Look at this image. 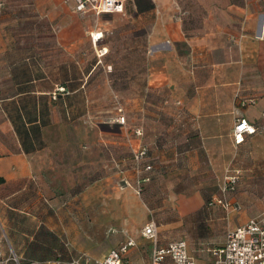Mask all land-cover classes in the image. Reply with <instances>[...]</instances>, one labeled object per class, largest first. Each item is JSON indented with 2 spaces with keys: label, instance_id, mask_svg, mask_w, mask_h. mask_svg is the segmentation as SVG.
<instances>
[{
  "label": "crops",
  "instance_id": "crops-1",
  "mask_svg": "<svg viewBox=\"0 0 264 264\" xmlns=\"http://www.w3.org/2000/svg\"><path fill=\"white\" fill-rule=\"evenodd\" d=\"M122 1L124 13L100 16L73 0H29L24 13L0 2V226L21 258L48 232L65 255L93 259L134 239L123 264H151L149 186L171 174L179 144L198 143L217 174L264 175V0ZM240 118L256 132L237 144ZM142 145L154 171L139 193ZM203 205L196 195L178 209ZM214 248L189 251L210 261Z\"/></svg>",
  "mask_w": 264,
  "mask_h": 264
},
{
  "label": "rangeland",
  "instance_id": "rangeland-1",
  "mask_svg": "<svg viewBox=\"0 0 264 264\" xmlns=\"http://www.w3.org/2000/svg\"><path fill=\"white\" fill-rule=\"evenodd\" d=\"M7 1L6 6L11 5L19 13H24L29 0H0ZM10 2L12 4H10ZM129 7V4H128ZM45 28V27H44ZM119 107L118 113L120 114ZM123 109V108H122ZM124 110V109H123ZM125 115V111L123 113ZM126 117V116H125ZM127 120V119H126ZM199 144L189 141L177 145V150L182 155L173 166L171 174L164 181H158L155 184H149L150 193L153 196L156 213H152V221L159 227L161 243L164 245L173 241L186 240L193 255L201 256L214 247L225 243L227 232L240 225L237 218L241 214H258L264 211V175L248 174L244 169H234L227 174H217L212 167L210 159L205 153L199 151ZM195 150L199 151L202 158L199 161V169H196L194 160ZM172 166V165H171ZM237 175L239 183L235 191L223 192L225 178L227 175ZM199 195L204 205L200 211L190 215L182 216L179 213L181 203H188ZM193 197V198H192ZM226 199L232 202V205L240 206V214H234L239 211H226L219 206H209L213 199ZM260 213V212H259ZM54 238L45 236L43 238V249H46V255L40 251L27 250L26 257L17 256L11 250L9 239L3 234L0 226V262L12 259L9 264H15L14 259L18 258L21 262H37L43 257L49 260L51 264L58 262L70 263L78 259L80 255H65L62 247L57 244ZM58 250L59 253L53 251Z\"/></svg>",
  "mask_w": 264,
  "mask_h": 264
},
{
  "label": "built area",
  "instance_id": "built-area-1",
  "mask_svg": "<svg viewBox=\"0 0 264 264\" xmlns=\"http://www.w3.org/2000/svg\"><path fill=\"white\" fill-rule=\"evenodd\" d=\"M77 13H95L97 16L105 13L121 14L125 12V4L122 0H73ZM94 42H99L104 38L103 33L93 35ZM106 52L102 51L104 55ZM247 103L244 102L243 105ZM124 110L120 109V115L116 119L122 125L127 124ZM256 129L243 118L236 122L234 137L237 144L244 142L247 134H254ZM134 135L143 137L144 131L140 128L134 130ZM149 148L145 145L135 149L132 159L136 165L139 175L138 192L141 193L142 187L152 180L154 165L149 162ZM239 183L237 175H227L225 178L223 192L235 191ZM210 206H219L226 211H239L240 206L232 205L226 199L215 198ZM143 236L151 240L153 244L151 264H264V213L250 219L247 223L232 228L227 232L226 241L223 245L212 250V260L200 261L194 258L189 251L186 240H178L163 245L160 239L159 227L151 221L143 230ZM137 246L134 239H129L122 243L118 248L111 250L103 259H93L89 255H82L70 263L58 262L56 264H123L125 256L132 248ZM13 252V250H12ZM1 254V251H0ZM12 259L1 261L0 264H9ZM15 264H37L35 261L21 262L18 258L14 259Z\"/></svg>",
  "mask_w": 264,
  "mask_h": 264
},
{
  "label": "trees",
  "instance_id": "trees-1",
  "mask_svg": "<svg viewBox=\"0 0 264 264\" xmlns=\"http://www.w3.org/2000/svg\"><path fill=\"white\" fill-rule=\"evenodd\" d=\"M135 4H136V6L139 8V9H142V10H146V11H149V10H151V9H154L155 8V4L152 2V0H135ZM141 11V10H140ZM143 189H144V186L142 187V192H143ZM212 202V201H211ZM210 202V203H211ZM210 203H209V206H210ZM50 236V237H52V238H54L55 240H56V237L55 236H53L52 234H50V233H45V235H44V237L45 236ZM41 241V240H40ZM30 246H31V249L34 251V249L35 250H42V251H40L42 254H44V255H46L45 253H46V249H48V248H46V249H43V247H45L44 245H43V241H42V244H39V243H36L35 241L34 242H32L31 244H30ZM45 258H47V257H43V258H41V259H45Z\"/></svg>",
  "mask_w": 264,
  "mask_h": 264
}]
</instances>
